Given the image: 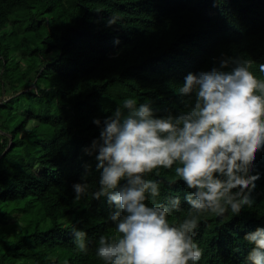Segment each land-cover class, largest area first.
I'll use <instances>...</instances> for the list:
<instances>
[{"label": "trees", "instance_id": "trees-1", "mask_svg": "<svg viewBox=\"0 0 264 264\" xmlns=\"http://www.w3.org/2000/svg\"><path fill=\"white\" fill-rule=\"evenodd\" d=\"M221 53L264 61V0H0V264H103L95 241L116 235L110 209L90 197L75 207L71 190L83 165L95 168L82 152L98 135L92 119L126 97L175 113L184 75ZM255 166L264 173V153ZM159 171L149 178L164 182L162 196L183 197V182ZM253 195L240 216L201 218L199 264H242L243 235L264 226V176ZM69 221L88 233V254Z\"/></svg>", "mask_w": 264, "mask_h": 264}, {"label": "clouds", "instance_id": "clouds-1", "mask_svg": "<svg viewBox=\"0 0 264 264\" xmlns=\"http://www.w3.org/2000/svg\"><path fill=\"white\" fill-rule=\"evenodd\" d=\"M115 25L118 18L109 17L106 26ZM211 64L184 75L174 90L180 104L175 113L160 114L149 98L137 103L126 97L110 114L92 119L98 135L82 152L95 168L83 165L71 190L73 205L90 197L110 209L107 220L116 235L95 241L103 264H199L204 252L195 237L201 218L226 212L237 217L254 205L264 176L255 166L257 154L264 153V61L253 65L245 56L221 53ZM161 169L183 182V197L162 196L164 182L149 178L159 177ZM182 205V221L172 219L184 213ZM69 223L75 250L88 254V233ZM242 240V264H264V226Z\"/></svg>", "mask_w": 264, "mask_h": 264}, {"label": "rangeland", "instance_id": "rangeland-1", "mask_svg": "<svg viewBox=\"0 0 264 264\" xmlns=\"http://www.w3.org/2000/svg\"><path fill=\"white\" fill-rule=\"evenodd\" d=\"M4 32H6V30H3L1 33H4ZM52 55H53L52 53H49V54L47 55V59L50 58ZM10 61H17V62H19L20 67H21L22 69L25 68V63L22 61V59L19 58V53H16V52H15V53L10 57ZM32 126H33V122H29L28 125H27V127H26V129H30ZM74 206L76 207L77 205H74ZM78 206H79V205H78Z\"/></svg>", "mask_w": 264, "mask_h": 264}]
</instances>
